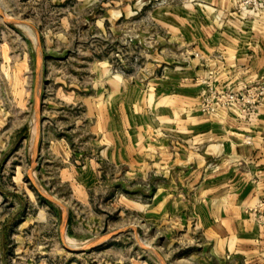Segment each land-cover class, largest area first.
<instances>
[{"label":"rangeland","instance_id":"rangeland-1","mask_svg":"<svg viewBox=\"0 0 264 264\" xmlns=\"http://www.w3.org/2000/svg\"><path fill=\"white\" fill-rule=\"evenodd\" d=\"M235 7L264 13V0ZM214 9L207 0H0V264H264L216 253L193 221L158 211L154 169L135 153L109 162L96 129L111 81L147 84L193 67L200 54L171 38L169 24ZM211 77L199 80L207 116L224 108L203 109L216 93L249 85L220 90ZM164 129L154 130L165 138ZM152 152L146 145L145 158Z\"/></svg>","mask_w":264,"mask_h":264},{"label":"crops","instance_id":"crops-1","mask_svg":"<svg viewBox=\"0 0 264 264\" xmlns=\"http://www.w3.org/2000/svg\"><path fill=\"white\" fill-rule=\"evenodd\" d=\"M207 2L213 11L182 14L169 24L171 38L200 54L193 67L147 84L111 81L96 129L109 162L126 164L135 153L139 166L154 169L158 211L193 221L216 253L258 258L264 256V100L248 113L234 106L212 116L198 104L199 80L208 74L220 90L264 84V13L239 12L235 0ZM146 102L154 103L151 115ZM162 126L165 138L154 130Z\"/></svg>","mask_w":264,"mask_h":264},{"label":"built area","instance_id":"built-area-1","mask_svg":"<svg viewBox=\"0 0 264 264\" xmlns=\"http://www.w3.org/2000/svg\"><path fill=\"white\" fill-rule=\"evenodd\" d=\"M214 105H203V109L214 111L215 108H240L243 113H248L264 100V84H249L240 92H218L215 94Z\"/></svg>","mask_w":264,"mask_h":264}]
</instances>
